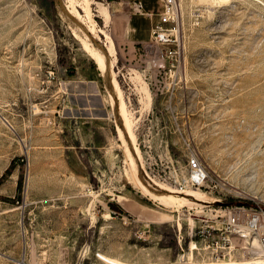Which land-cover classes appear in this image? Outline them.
I'll use <instances>...</instances> for the list:
<instances>
[{
    "label": "rangeland",
    "instance_id": "1",
    "mask_svg": "<svg viewBox=\"0 0 264 264\" xmlns=\"http://www.w3.org/2000/svg\"><path fill=\"white\" fill-rule=\"evenodd\" d=\"M219 1L180 0V50L152 61L142 15L0 0V264L264 259L223 239L229 207L264 208V0Z\"/></svg>",
    "mask_w": 264,
    "mask_h": 264
},
{
    "label": "built area",
    "instance_id": "2",
    "mask_svg": "<svg viewBox=\"0 0 264 264\" xmlns=\"http://www.w3.org/2000/svg\"><path fill=\"white\" fill-rule=\"evenodd\" d=\"M94 4L96 3L94 2ZM100 4L108 8L110 6L109 0H101ZM125 4L132 14L142 15L152 21V39L147 46L149 48L147 53L151 55L150 59L152 61L154 59L157 61L173 59L180 50L182 24L180 0H160L157 11L146 10L140 1H126ZM96 11L98 12V10ZM154 17H157L155 23H153ZM159 45H164V48H159ZM188 169L187 184L197 188L204 187L209 179L208 171L198 156L193 155L189 159ZM225 214L227 221L223 239L228 242L232 237L235 242H241L246 246L251 243V247H255L264 257V208L259 204L255 207L239 204L229 207ZM184 258L182 261L186 262Z\"/></svg>",
    "mask_w": 264,
    "mask_h": 264
},
{
    "label": "bare ground",
    "instance_id": "3",
    "mask_svg": "<svg viewBox=\"0 0 264 264\" xmlns=\"http://www.w3.org/2000/svg\"><path fill=\"white\" fill-rule=\"evenodd\" d=\"M88 0H86L87 2ZM211 1H216V0H211ZM219 1V0H218ZM220 2V1H219ZM218 2V3H219ZM222 2V1H221ZM86 9H87V12L89 15H91V12H90V7H89V4L87 3V6H86ZM101 12L102 13V16H105L106 18H108L110 15L108 13V11L106 10V8L104 9V7L102 8L101 7ZM92 19V18H91ZM97 53V52H96ZM116 53V49H115V46H114V43L111 41V46H110V55L111 56H114ZM99 56V55H98ZM101 58V57H100ZM110 60V59H109ZM114 61V60H113ZM100 62V66L103 68V69H106L105 67V63L102 59L99 60ZM111 62V61H110ZM105 71V70H104ZM107 72V70H106ZM115 90H116V96L118 98V104H119V107H120V111H121V114L124 116L125 118V126H126V131H127V135L128 137L130 138L131 141H133V143L135 142V134L133 132V128H132V121L130 120L129 118V114H128V110H127V106H126V103L124 101V97H123V91L121 90L120 86L118 84H116V87H115ZM135 169V168H134ZM143 185V184H142ZM144 186V185H143ZM145 189H147L145 186H144ZM172 193L174 191H171ZM176 193V192H174ZM239 193V192H237ZM189 196H192V197H198V198H203L201 193H199L198 191H190V193H188ZM160 196V195H159ZM161 197V196H160ZM161 200L166 203V204H170V205H175L177 207H180L182 206V204L184 203H187V199H184V198H181V197H176L174 195H169V196H162ZM192 201V200H191ZM198 202V201H197ZM108 218V217H107ZM101 260H103V262H106L108 264H135V263H127V262H123L117 258H114V257H111V256H108L106 254H99L98 256ZM262 257V256H261ZM253 260V259H252ZM146 264H174V263H146ZM176 264H264V259H256L254 261H243V262H235V261H229V262H226V261H209V262H178Z\"/></svg>",
    "mask_w": 264,
    "mask_h": 264
},
{
    "label": "crops",
    "instance_id": "4",
    "mask_svg": "<svg viewBox=\"0 0 264 264\" xmlns=\"http://www.w3.org/2000/svg\"><path fill=\"white\" fill-rule=\"evenodd\" d=\"M126 1H141V3L144 5L145 9H146V6H149V9H146V10H154L155 8H152L150 5H147L143 0H109L110 6L108 9L112 10V12H115V13H120L121 11L127 12L129 15V18L132 20V22L129 25L130 30L134 33H137L139 31L140 27L135 26V19L139 20V16H136L130 12V10L127 8V6L125 4ZM143 21H146V20L143 19ZM116 24H117V26H116L117 28L120 27V25L118 23H116Z\"/></svg>",
    "mask_w": 264,
    "mask_h": 264
}]
</instances>
